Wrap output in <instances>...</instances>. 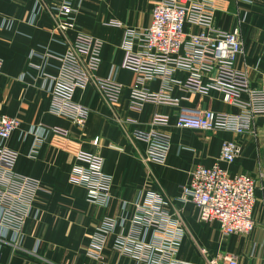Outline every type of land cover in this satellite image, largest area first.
I'll return each mask as SVG.
<instances>
[{"label": "crops", "instance_id": "0c3cea01", "mask_svg": "<svg viewBox=\"0 0 264 264\" xmlns=\"http://www.w3.org/2000/svg\"><path fill=\"white\" fill-rule=\"evenodd\" d=\"M158 1L76 0L75 12L66 18L57 11L61 0H0V116L16 117L20 122L6 146L18 154L15 171L40 184L32 202L36 213L27 218L18 236L12 231L0 236V264H148L112 249L118 234L127 236L134 230L135 202H143L147 195L166 202L158 217L169 222V234L179 237L176 258L203 263L216 255L231 254L237 264H264V114L255 116V135L177 128L172 122L180 107L239 111L237 104L224 101L220 91H190L178 83L169 84L170 95L179 100L177 106L147 102L140 109L129 106L135 74L123 67L122 38L127 29L149 25L151 9ZM65 22L66 28L61 29L59 23ZM214 22L224 30L238 29L244 53L234 66L246 72L250 88H260L264 81V0H227ZM188 28L198 30L192 24ZM78 34L102 41L100 64L93 75L111 76L120 85L114 101L92 81L74 89L73 101L88 109L82 126L49 111L50 95L44 86L60 74L61 62L50 54H64ZM175 76L185 79L187 73L178 70ZM162 82L158 77L146 87L157 91ZM239 98L246 100L247 96L241 92ZM155 112L170 115V124L152 126ZM45 127L67 134L48 130L39 139ZM136 130L169 134L164 162L145 159L148 144L133 136ZM223 140H234L242 149L233 163L225 165L229 172L255 178V226L249 234L223 237L215 222L200 221L193 204L177 200L190 171L218 159ZM79 152L102 159V171L110 177V198L104 205L88 202L85 187L71 180L73 168L83 165L77 159ZM105 217L124 220L110 234L102 259L96 260L88 248ZM155 227L148 229L146 242L153 240Z\"/></svg>", "mask_w": 264, "mask_h": 264}, {"label": "built area", "instance_id": "2783aa9c", "mask_svg": "<svg viewBox=\"0 0 264 264\" xmlns=\"http://www.w3.org/2000/svg\"><path fill=\"white\" fill-rule=\"evenodd\" d=\"M226 4L227 0H159L151 9L147 27L125 31L121 42L125 51L123 67L135 74L130 89L131 108L140 109L146 102L177 106L179 100L169 93L170 83L202 93L217 90L223 94L225 102L237 104L239 111L220 113L180 107L172 124L181 129L255 135V116L264 114V81L260 88L252 89L246 72L234 66L236 58L244 53L239 31L221 29L214 22L216 12L224 10ZM76 5V0H61L57 11L70 18ZM188 24L196 25L198 30L191 31ZM59 27L65 29L66 22L59 23ZM101 46L99 38L78 34L64 54H50L61 62L59 76L50 78L44 85L50 95L51 113L67 116L82 126L88 109L75 103L72 97L76 87L91 81L109 100L118 98L120 85L111 76L96 78L93 75L100 64ZM2 63L0 58V69ZM178 70L187 73L185 79L175 76ZM158 77L163 85L157 91L149 90L146 84ZM241 92L246 94V100L239 98ZM19 124L16 117L0 116V236L8 231L18 236L27 218L36 213L32 202L40 184L15 171L18 154L6 146ZM150 124L168 125L170 115L155 112ZM48 130L67 134L60 128L45 127L38 138ZM133 136L148 144L146 160L165 161L170 146L169 134L136 130ZM241 151L236 141L223 140L218 159L209 166L196 165L188 180L180 186L177 197L179 202H189L198 209L200 221L215 222L223 237L249 234L255 226L252 215L256 201L255 178L247 173H231L225 167L233 163ZM77 159L83 165L73 168L72 182L85 187L88 202L106 204L110 198V177L102 171L101 157L79 152ZM164 204L166 202L156 195H147L143 202H135L134 230L127 236L118 234L112 249L148 264H237L236 256L231 254L216 255L203 263L176 258L179 237L169 234V222L158 217L163 214ZM157 218L162 222L159 223ZM119 219L103 218L91 236L88 252L96 260L102 259L110 234L124 220ZM154 225L153 240L146 242L147 231ZM201 253L205 254V251L201 250Z\"/></svg>", "mask_w": 264, "mask_h": 264}]
</instances>
